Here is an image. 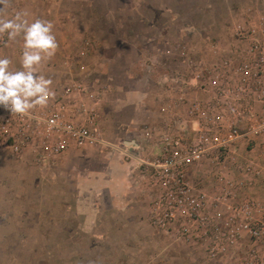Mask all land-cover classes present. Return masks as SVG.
<instances>
[{"label": "rangeland", "instance_id": "rangeland-1", "mask_svg": "<svg viewBox=\"0 0 264 264\" xmlns=\"http://www.w3.org/2000/svg\"><path fill=\"white\" fill-rule=\"evenodd\" d=\"M20 11L29 13V22L39 18L54 25L58 49L37 70L52 80L54 97L78 82L95 86L92 94L103 98L109 78L119 87L115 97H122L133 88L132 66L140 83L168 78L175 99L198 96L197 68L208 70L230 54H246L248 36L264 41V0H9L3 17ZM22 50V35L15 41L0 35V58L12 61L10 70H23ZM108 104L104 117L116 118V124L101 127L109 142L119 144L116 135L127 132L133 111L115 115L111 100ZM141 138L148 148L152 140L143 133ZM254 146L262 153V140L249 149ZM33 149L17 159L0 156V264H227L209 260L202 248L148 220L142 235L117 232L115 219L109 221L106 210L98 213L106 206L99 204L103 200L79 194L75 177L106 169L104 156L112 150L91 148L90 156L79 159L76 154L86 149H71L39 161ZM85 204L97 205L92 223L85 222Z\"/></svg>", "mask_w": 264, "mask_h": 264}, {"label": "built area", "instance_id": "built-area-1", "mask_svg": "<svg viewBox=\"0 0 264 264\" xmlns=\"http://www.w3.org/2000/svg\"><path fill=\"white\" fill-rule=\"evenodd\" d=\"M246 39V54L197 68L198 96L163 103L160 130H143L152 140L146 149L135 140L109 142L101 97L77 82L30 115L0 106V156L17 159L34 148L41 161L71 149L122 151L137 163L154 228L202 248L211 261L264 264V147L249 149L264 144V41Z\"/></svg>", "mask_w": 264, "mask_h": 264}, {"label": "crops", "instance_id": "crops-1", "mask_svg": "<svg viewBox=\"0 0 264 264\" xmlns=\"http://www.w3.org/2000/svg\"><path fill=\"white\" fill-rule=\"evenodd\" d=\"M106 61L108 60L106 59L104 64ZM149 67L152 68L150 64ZM132 68L128 70V79L133 81V88L131 90H125L122 97H115L119 87L115 86L110 78L106 79V84L102 85L104 88V91L102 90L103 98H101L100 103L97 105L100 113V123L103 128L105 125L116 124L115 122L114 124L112 123L116 118L112 119L108 115L104 117L105 106L109 105L110 100L113 106L112 111L115 115L132 109L133 114L130 120H128L129 129L127 132H121V137L120 134L116 135L119 136L116 141H119V144L122 142L125 144L126 140H135L142 144L141 137L144 129H153L158 132L163 124L162 120L165 119L160 108H162L163 103L167 99L177 97V92H173L165 84L168 78H164L161 81L150 77L146 84L140 83L142 80H138L135 77V70L133 71ZM144 112H147L148 117H142V113ZM142 126L144 129H141ZM137 135L140 136L138 137ZM128 147L126 151L132 154L138 153V150H133V146ZM91 153V148H87L86 151H79L76 154V158H87ZM104 157L107 162L106 169H89L83 175L75 176L79 194H82L84 197L102 199L103 201L99 202V204L105 203L106 206L100 210L98 209V213L106 210L107 213L105 216L109 218V221L115 219L114 225L117 232L122 234H144V230L149 227L148 213L150 197L145 192V186L138 183L140 181V172L136 161L132 157H125L124 152L119 150L109 151ZM258 191L262 193V187H259ZM104 194L106 197L103 198ZM86 205L89 211H91V214L87 215L89 212L85 207V222L92 223L94 222V213H96L95 208L97 205L95 207L90 204ZM111 216L113 218H110ZM89 231L93 233L92 229Z\"/></svg>", "mask_w": 264, "mask_h": 264}, {"label": "clouds", "instance_id": "clouds-1", "mask_svg": "<svg viewBox=\"0 0 264 264\" xmlns=\"http://www.w3.org/2000/svg\"><path fill=\"white\" fill-rule=\"evenodd\" d=\"M9 0H0V35L7 33L9 41L22 35L23 50L21 66L23 70H10L12 61L0 58V106L12 114L30 115L35 108L44 107L55 93L51 89L52 80L38 74L43 62L55 55L58 49L53 34L52 22L35 19L29 22L27 11H20L13 18L3 17Z\"/></svg>", "mask_w": 264, "mask_h": 264}]
</instances>
